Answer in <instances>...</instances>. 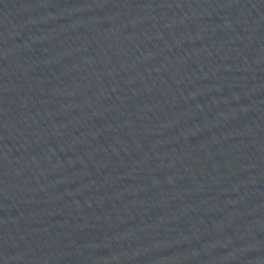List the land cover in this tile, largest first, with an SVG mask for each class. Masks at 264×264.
<instances>
[{"label":"water","instance_id":"water-1","mask_svg":"<svg viewBox=\"0 0 264 264\" xmlns=\"http://www.w3.org/2000/svg\"><path fill=\"white\" fill-rule=\"evenodd\" d=\"M0 264H264V0H0Z\"/></svg>","mask_w":264,"mask_h":264}]
</instances>
